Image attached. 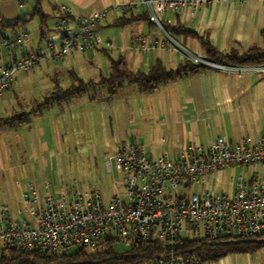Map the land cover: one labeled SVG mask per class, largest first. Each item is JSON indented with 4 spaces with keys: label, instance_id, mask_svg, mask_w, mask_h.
I'll use <instances>...</instances> for the list:
<instances>
[{
    "label": "crops",
    "instance_id": "crops-1",
    "mask_svg": "<svg viewBox=\"0 0 264 264\" xmlns=\"http://www.w3.org/2000/svg\"><path fill=\"white\" fill-rule=\"evenodd\" d=\"M45 1L47 11L43 8ZM139 2L40 0L45 16L43 23L34 16L20 32L25 37L15 52L16 58L37 49L44 50L49 41L58 45V32L55 28L46 29L55 6L68 7L74 16L102 13L97 34L105 61L99 68L93 64L94 56L87 60L85 53H74L59 61L44 59L31 72H21L19 80H14L9 89L0 94V119L14 114L25 118L19 125H0V202L14 218L23 217L17 207L23 205L21 193L28 185L33 184L44 195L54 198L66 192V155L76 152L77 145L87 153L88 161L96 163L100 159L102 163L104 156L128 143L142 145L153 157L161 153L176 156L189 146H205L220 136L229 141L245 139L254 144L263 134L264 71L259 72L256 66L208 68L182 75L151 94L140 92L134 85H124L115 97L109 98L105 88L95 87L78 98L37 109L55 87L69 88L74 76L83 82L107 78L110 60L123 59L132 71L146 72L157 62L167 70H175L192 56L206 60L201 41H207L218 52L234 51L239 55L264 46V0H226L200 6L194 12L189 8L180 13L165 10L161 21L182 30L174 38L184 48V53L160 46L163 37L147 20ZM33 6L34 0H0V24L18 21L31 13ZM35 20L38 21L37 39L32 42L26 28ZM55 20L54 16V23ZM15 34V30L0 31V50L5 60L8 55L2 40L17 36ZM139 35L154 37L157 48L139 52L134 42ZM88 66L91 68L86 77L80 75L81 68ZM43 81L45 93L35 96L24 91ZM15 105L19 112L15 111ZM78 131L83 139L80 144L73 138ZM252 170V174H264L262 166H254ZM195 188L191 191L199 193V185ZM233 191L234 184L230 194ZM250 254L227 255L207 264H238L242 255Z\"/></svg>",
    "mask_w": 264,
    "mask_h": 264
},
{
    "label": "built area",
    "instance_id": "built-area-1",
    "mask_svg": "<svg viewBox=\"0 0 264 264\" xmlns=\"http://www.w3.org/2000/svg\"><path fill=\"white\" fill-rule=\"evenodd\" d=\"M223 1L226 0H140L139 5L162 35L164 41L160 46L184 53V48L163 26L161 17L165 10L180 13L189 8L194 12L200 6ZM100 18L102 13L74 17L70 9L62 6L55 22L59 43L49 41L47 53L37 49L16 58L15 52L25 34L2 40L8 59L0 50V94L9 89L16 72L34 70L46 56L58 60L74 51L101 48L97 34ZM134 42L141 53L157 48L154 37L139 35ZM105 46L109 48L110 44L106 42ZM190 60L212 69L227 68L197 56ZM245 66L264 71L262 64L242 67ZM244 166L264 167V132L254 144L220 136L205 146H189L176 156L161 153L153 157L142 145H121L103 158L105 173L120 175L113 186L115 194L106 203L96 190L81 191L75 181L59 198L44 195L35 185H28L21 193L25 214L22 218L11 216L0 202V252H23L29 260L60 258L79 249H97L105 243L119 259L133 244L158 243L164 247L162 252L145 257L137 253L125 262L105 258L102 264H207L194 255L193 247H177L185 242L264 241V174L254 173L247 180L237 178L230 195L211 191L212 174ZM198 185L203 190L193 193L191 187ZM116 243L123 249L113 250ZM85 264L99 261L92 259Z\"/></svg>",
    "mask_w": 264,
    "mask_h": 264
},
{
    "label": "trees",
    "instance_id": "trees-1",
    "mask_svg": "<svg viewBox=\"0 0 264 264\" xmlns=\"http://www.w3.org/2000/svg\"><path fill=\"white\" fill-rule=\"evenodd\" d=\"M148 20V16L145 13ZM37 16L41 24L45 19L40 8V0H34V6L31 13L26 14L18 21L11 23L1 22L0 31L15 30L18 34L24 30V26L29 22L32 17ZM149 21V20H148ZM164 28L174 37L176 33H182L181 29L176 27H170L167 24H163ZM16 36L10 37L11 39ZM202 48L206 54L207 62L223 64V65H260L264 62V46L263 48H251L242 55L237 52L230 51L227 53H221L212 48L207 41H201ZM210 68L207 65L201 63H193L191 60H186L182 65L177 67L175 70H167L161 63L157 62L150 66L146 72L132 71L127 68L123 59L110 60L109 63V75L107 78H100L98 82L87 81L83 82L74 76L71 81V86L65 90H61L57 87L45 98L44 102L37 106V109H44L47 105L53 102H67L72 98H78L86 93L88 89L95 87H102L106 89V93L109 98L116 96L117 91L120 90L124 85H134L140 92L144 94H151L156 91L161 85L166 84L182 75H192L199 71H203ZM25 122L24 115L14 114L12 117L7 119H0V125L15 126ZM105 245V243L103 244ZM109 245V244H108ZM107 246V245H106ZM105 246V247H106ZM104 247V248H105ZM194 248V255L202 261H217L227 255L232 254H250L258 249L264 248V241L258 240H244L235 241L233 243L223 244H207L201 243L196 244L195 242H185L182 246H178L177 250L184 248ZM79 249L73 251L69 255H64L60 258H40L36 257L35 260H29L28 254L23 252H16L13 250L1 251L0 252V264H37L40 261L45 263L53 260L58 261L60 264H85V262H79L76 258L80 255ZM164 247L158 243H141L133 244L129 251L122 255L119 259H116L114 252L111 250V246L100 252L89 256L88 259H97L99 264L104 263L105 258H109L111 262H125L133 259L137 253L141 254L142 257L152 255L154 253L162 252Z\"/></svg>",
    "mask_w": 264,
    "mask_h": 264
},
{
    "label": "rangeland",
    "instance_id": "rangeland-1",
    "mask_svg": "<svg viewBox=\"0 0 264 264\" xmlns=\"http://www.w3.org/2000/svg\"><path fill=\"white\" fill-rule=\"evenodd\" d=\"M45 6H48L46 4V1L43 2V8ZM62 5L55 6L53 9V16L48 18V21L46 23V29L51 30L55 28V23H54V16H55V22L58 20L59 17V9H61ZM65 7V6H63ZM68 8V7H66ZM69 9V8H68ZM44 10L47 11V7L44 8ZM71 10V9H70ZM72 11V10H71ZM50 9H48V13H50ZM73 13V12H72ZM77 17V16H74ZM37 26H38V21L35 20L27 25V32L30 33V38L29 41L32 40V42H36V35H37ZM154 27V26H153ZM56 30V29H55ZM47 31V34H49ZM57 31V30H56ZM58 32V31H57ZM20 34V33H19ZM18 34V35H19ZM175 39V38H174ZM24 40V39H23ZM22 40V42H23ZM101 45V43H100ZM101 48L94 49L92 51L88 52H83L81 54L85 53V58L89 60L91 58V55L94 56L93 64L99 68H102L103 63L105 59L103 60L104 56L100 51ZM47 51V45L46 48L44 49ZM99 50V51H97ZM74 53H80L77 51H74ZM70 54V55H72ZM67 55V56H70ZM66 57V56H61L60 58L53 59L50 58V56H46L43 58L44 59H50L52 61H59L61 58ZM42 60V61H43ZM91 68L90 66L84 67L83 69L81 68L80 75H84L86 77V73L88 69ZM32 71V70H31ZM29 71V72H31ZM83 71V72H82ZM23 71H18L15 73L14 80H19V76ZM25 73V72H24ZM50 84L47 83V85ZM46 85V83L43 81L41 84H37L35 86H29L27 89L24 91L29 93V91L34 94L35 96H38L39 94L43 93V88ZM39 93V94H38ZM45 93V92H44ZM45 95V94H43ZM36 101H39L36 100ZM15 111L19 112V107L18 105H15L14 107ZM82 133L81 131L75 132L74 141L78 142L83 140L81 137ZM79 145L76 146L77 151L76 152H71L66 155V161H65V171H66V179H67V186L72 185V182L75 181L77 183V186L81 191H93L96 190L100 196L101 199L106 203L110 197L115 194V189H114V183L120 179V175L117 173L114 174H106L103 168V162L101 163L100 159L97 160L95 163L93 160H87V153L84 151L83 148H78ZM252 166H244V167H230V168H225L220 170L218 173L212 174V176L209 177V180L211 181V191L218 194V193H224V194H230L232 192V187L234 182L236 181L237 178L243 177L245 180H247L250 175L252 174ZM215 180V182H214ZM213 182V183H212ZM208 184V186L210 185ZM197 186H193L192 188H195ZM197 188H195L196 190ZM202 190L201 188H199ZM54 191V189H53ZM58 196V194H56ZM120 197L123 198V194L120 193ZM17 209L20 210V213H22V216L24 217V210H23V205L18 206ZM106 245H103V247H98L97 249H85L81 250L79 253L80 255L76 258L77 261L79 262H86L88 261V257L99 254L100 251H104V247ZM110 245H107L105 247V250L109 248ZM113 250L118 251L122 250L123 246L120 243H116L115 245L112 246ZM72 252H69L71 254ZM68 254V255H69ZM247 258L248 259L247 261ZM242 261L238 264H264V248L258 249L255 252L251 253L250 255H242L241 256ZM213 264V263H209Z\"/></svg>",
    "mask_w": 264,
    "mask_h": 264
},
{
    "label": "water",
    "instance_id": "water-1",
    "mask_svg": "<svg viewBox=\"0 0 264 264\" xmlns=\"http://www.w3.org/2000/svg\"><path fill=\"white\" fill-rule=\"evenodd\" d=\"M205 61V60H204Z\"/></svg>",
    "mask_w": 264,
    "mask_h": 264
}]
</instances>
